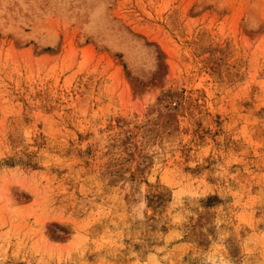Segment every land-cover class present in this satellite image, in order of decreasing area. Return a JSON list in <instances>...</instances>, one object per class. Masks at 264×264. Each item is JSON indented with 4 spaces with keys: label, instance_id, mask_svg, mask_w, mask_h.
<instances>
[{
    "label": "rangeland",
    "instance_id": "obj_1",
    "mask_svg": "<svg viewBox=\"0 0 264 264\" xmlns=\"http://www.w3.org/2000/svg\"><path fill=\"white\" fill-rule=\"evenodd\" d=\"M0 264H264V0H0Z\"/></svg>",
    "mask_w": 264,
    "mask_h": 264
}]
</instances>
